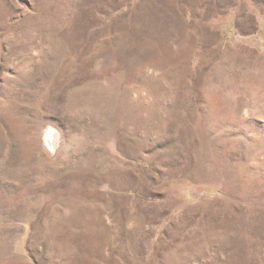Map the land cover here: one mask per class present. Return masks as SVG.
<instances>
[{"label":"rangeland","instance_id":"374dc122","mask_svg":"<svg viewBox=\"0 0 264 264\" xmlns=\"http://www.w3.org/2000/svg\"><path fill=\"white\" fill-rule=\"evenodd\" d=\"M0 264H264V0H0Z\"/></svg>","mask_w":264,"mask_h":264},{"label":"bare ground","instance_id":"6f19581e","mask_svg":"<svg viewBox=\"0 0 264 264\" xmlns=\"http://www.w3.org/2000/svg\"><path fill=\"white\" fill-rule=\"evenodd\" d=\"M47 139H48L50 147L54 149L58 144V138H57L56 132H53V131L48 132Z\"/></svg>","mask_w":264,"mask_h":264}]
</instances>
